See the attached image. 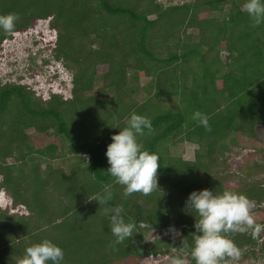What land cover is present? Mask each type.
Returning a JSON list of instances; mask_svg holds the SVG:
<instances>
[{"label":"trees","instance_id":"1","mask_svg":"<svg viewBox=\"0 0 264 264\" xmlns=\"http://www.w3.org/2000/svg\"><path fill=\"white\" fill-rule=\"evenodd\" d=\"M245 2L182 0L163 6L156 0H0V16L19 17L11 32L0 27V44L45 21L54 33L52 58L71 73L69 99L53 93L43 99L25 84L0 83V190L10 201L0 207V257H7L0 264H15L28 246L45 239L63 250L61 264H143L151 257H166L170 264L178 255L195 264L191 234L198 217L185 203L191 192L229 190L264 203V178H246L235 189L227 184L229 177L217 173L213 157L233 144L232 134L254 139L255 127L264 125V23L254 26L243 10ZM223 51L227 59L221 62ZM100 64L106 65L103 74L96 73ZM125 98L128 110L113 115L112 122L100 120L97 126L87 119L93 125L85 128L86 138L80 135L84 141L69 131L67 105L73 109L78 101L74 105L83 104L84 110L104 100L117 108L128 103ZM150 100L151 109L172 106L151 123L155 133L145 129L149 135L137 138L159 156L160 190L126 197L124 187L106 173L108 137ZM196 111L209 118L210 134L192 119ZM27 129L58 143L35 148ZM192 141L197 145L192 161L170 155L175 145ZM242 169L258 175L264 163ZM106 191L112 193V206L123 207L125 221L136 223L133 237L121 244H114L104 206L93 199ZM257 211L256 223L264 224V204ZM168 227H179L178 236L145 240L146 233ZM229 238L241 258H264L258 234ZM184 239L187 251L181 247Z\"/></svg>","mask_w":264,"mask_h":264},{"label":"clouds","instance_id":"2","mask_svg":"<svg viewBox=\"0 0 264 264\" xmlns=\"http://www.w3.org/2000/svg\"><path fill=\"white\" fill-rule=\"evenodd\" d=\"M242 7L254 26L264 23V0H246ZM18 19L15 14L0 16V27L11 32ZM192 119L199 121L206 130H211L207 115L196 111ZM145 129L149 133L153 131L151 120L133 112L127 126L111 136L112 142L105 152L109 165L106 173L124 187L126 197L134 193L148 196L160 190L159 156L144 149L137 139L138 136L145 135ZM83 159L88 166L90 158L85 154ZM93 199L99 206H104L103 213L109 219L110 230L115 237L114 244L131 239L136 223L125 221L122 206L111 205V191H106L104 195L97 194ZM185 203L186 208L194 210L198 217L195 218V231L191 234L193 245L190 255L195 264H228V258L236 260L241 255L240 249L229 238L230 234L248 230L259 234L264 230V224L256 223L251 214L254 202L243 194L229 190L214 194L212 190L204 189L191 192ZM144 226L147 227L146 224ZM181 247L188 250L187 239L181 241ZM63 258V250L45 239L28 246L24 255L15 260V264H48L49 261L52 264H61ZM170 264H187V261L178 255L170 258Z\"/></svg>","mask_w":264,"mask_h":264},{"label":"rangeland","instance_id":"3","mask_svg":"<svg viewBox=\"0 0 264 264\" xmlns=\"http://www.w3.org/2000/svg\"><path fill=\"white\" fill-rule=\"evenodd\" d=\"M163 6L180 4L182 0H156ZM54 33L48 30L46 22H39L31 30H28L22 34H14L12 39L4 40L0 44V83L10 82V83H21L27 85L36 96H40L43 99L47 98L49 93L59 94L63 99H69L70 97V78L71 73L64 70L59 62H55L51 55V49L53 47ZM221 62L226 61L227 53L225 51L220 54ZM106 71V65H97L96 73L103 74ZM180 81V80H179ZM145 80H141V84ZM167 82L164 84L163 88L167 87ZM135 95V94H134ZM118 97H121L120 95ZM133 98V97H132ZM134 99V98H133ZM125 105H119L117 108H111L112 105L108 104V101L95 100L87 104V106L74 105L78 101H75L71 107H64V112L66 111L65 121L69 123V131L76 133L74 137L80 138L79 141H84L86 138L84 136V130L86 127L93 125V122L89 120H94L98 126V122L110 121L114 117L124 114L128 109L129 99L125 98ZM126 101V102H127ZM153 100L148 103L143 104L140 109L137 108L135 114L142 115L151 120V123L156 120L159 113L172 108V106L160 105V108L155 110L151 109ZM66 105V104H65ZM186 107V105H183ZM127 109V110H126ZM83 110V111H82ZM89 119V120H87ZM130 118H125L124 123L127 125ZM117 121V119L115 118ZM95 127V126H94ZM157 129V128H155ZM118 129L116 133L118 134ZM222 131H219L221 133ZM26 135L30 138L31 143L35 148H42L49 142L58 143L57 138L38 134L33 131V129H27L25 131ZM152 133H155L154 131ZM255 138L248 139L239 134H232L233 144H228L226 150H216L213 157L216 160V171L219 175L228 178L227 184L235 189H239V181H243L246 178H252L258 180L264 178V173L246 174L242 169L245 164L249 169L252 164L264 163V125H258L254 129ZM210 134V131H209ZM83 135L84 138H81ZM110 135L108 138L111 139ZM149 135L146 134L145 137ZM87 136V135H86ZM230 138V137H229ZM108 139V140H109ZM91 141L90 138H87ZM211 139L209 138V141ZM87 141V142H88ZM141 140H138V142ZM159 146L161 153L163 154V147L165 146L163 142L157 144ZM218 148H221L217 144ZM197 148L195 143L183 142L175 145L174 148L170 150V155L180 156L184 161H192L194 159V151ZM217 148V149H218ZM7 163H12V161L6 160ZM219 163L222 165L218 166ZM239 167L241 169L239 170ZM250 171V169H249ZM230 180V181H229ZM229 186V187H230ZM10 203L8 194L0 190V207L4 208ZM263 204H257L254 202V207L251 209V214L255 221H258V211L263 209ZM8 208V207H7ZM11 209V208H10ZM252 232V230H248ZM179 234V227H168L160 230L150 231L146 233L145 240L150 241L153 238H164L171 239L177 237ZM259 235V242L264 241V230H261ZM174 250H171L173 253ZM7 257H0V261L6 262ZM166 257H156V258H146L143 264H168ZM228 264H264V258L255 255L248 256L246 258L239 257L236 260L229 259Z\"/></svg>","mask_w":264,"mask_h":264},{"label":"crops","instance_id":"4","mask_svg":"<svg viewBox=\"0 0 264 264\" xmlns=\"http://www.w3.org/2000/svg\"><path fill=\"white\" fill-rule=\"evenodd\" d=\"M50 143H52V142H49L48 144H50ZM46 145H47V144H46ZM44 146H45V145H44ZM44 146H43V147H44ZM38 149H39V148H38ZM82 158H83V155H82ZM55 163H56V162H55ZM43 167H44V163L42 162L41 165H40V170H42Z\"/></svg>","mask_w":264,"mask_h":264},{"label":"built area","instance_id":"5","mask_svg":"<svg viewBox=\"0 0 264 264\" xmlns=\"http://www.w3.org/2000/svg\"><path fill=\"white\" fill-rule=\"evenodd\" d=\"M83 157H84V155H83ZM88 157V156H87Z\"/></svg>","mask_w":264,"mask_h":264}]
</instances>
